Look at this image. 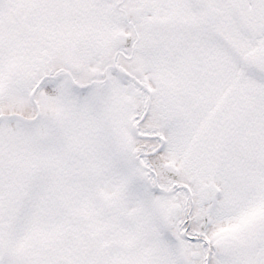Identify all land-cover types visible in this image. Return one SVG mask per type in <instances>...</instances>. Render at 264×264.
I'll return each mask as SVG.
<instances>
[{
	"label": "snow or ice",
	"instance_id": "1",
	"mask_svg": "<svg viewBox=\"0 0 264 264\" xmlns=\"http://www.w3.org/2000/svg\"><path fill=\"white\" fill-rule=\"evenodd\" d=\"M0 264H264V0H0Z\"/></svg>",
	"mask_w": 264,
	"mask_h": 264
}]
</instances>
